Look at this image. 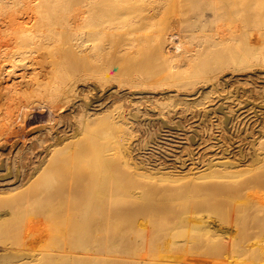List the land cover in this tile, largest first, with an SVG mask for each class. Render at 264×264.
<instances>
[{"label": "bare ground", "instance_id": "bare-ground-1", "mask_svg": "<svg viewBox=\"0 0 264 264\" xmlns=\"http://www.w3.org/2000/svg\"><path fill=\"white\" fill-rule=\"evenodd\" d=\"M175 1L178 7L192 9L182 10L165 31L157 29L161 11ZM183 23H187L188 29L203 27L210 33L188 39ZM120 61H125V68L133 66V72L127 73L132 77L129 79L132 87L113 89L111 84L107 89L103 81L110 80V75L104 73ZM194 65L200 67L195 71L199 73L186 71V77L204 75L203 78L194 82L193 92L186 89L188 93L181 100L171 99L170 96L178 97L176 91L172 94L171 87L161 89L163 84L167 82L182 90L186 83L181 69ZM229 72L232 76L227 75ZM4 77L12 81L10 86L3 84ZM92 77L100 82L91 83L92 88L99 91L105 87L113 103L101 102V92L94 98L77 99L80 80ZM259 79L264 81V0H0V106L10 108L14 103L18 109L16 118L11 111L0 114V201L8 199L6 207L11 206L2 210L5 204L1 201L0 225L9 222L6 238L13 231V237L19 240L14 243L8 238L14 243L10 245L3 240L6 245L0 246V264H39L43 260L45 264L54 260L60 264H99L100 261L102 264H264V259L247 262L244 258L253 248H264L261 229L264 196L248 190L251 187L258 194H264V190H257L259 181L264 184V179L258 172L248 180L241 178L247 172L264 168L261 165L264 163V89H260L263 94L258 90L261 96L256 100L245 96L250 92L252 95L261 86L254 84ZM221 83L227 89L231 86L228 94L221 88L223 93H220L217 87ZM157 86H161L159 90H155ZM208 87L213 93L208 92ZM214 89L218 93L213 96ZM158 93L171 100H159ZM203 94L207 96L206 101L204 97L199 100ZM125 97L129 101L126 103L134 106L131 105V111L128 109L130 115L120 109L124 104L119 100ZM117 100L123 105L116 106ZM146 101L153 104L147 107V114L156 110L159 115L173 113L183 108L180 112L187 110V114L199 121L194 123L196 128L191 126L193 133H181L184 137L179 136L181 140L178 137L180 144L172 152L162 143L165 152L174 155L171 156L174 162H158L162 160L158 154L154 156L159 160L151 158V154L141 152V142L131 140L134 138L131 122L155 129L154 118L146 113V118L141 117L144 111L141 103H149ZM202 106L207 108L204 113ZM32 107L43 109L37 116L44 120L38 125L32 124L27 135L24 128L6 133L18 124V119L24 120V124L33 121ZM27 118L30 119L27 121ZM206 120L211 124L210 129L224 123V129L229 132L224 136L229 140L224 138L222 127L208 138L200 136L199 127ZM90 122L93 128L100 124L98 129L102 128L103 133H93L97 128L92 130ZM164 122L162 128L168 125ZM170 124L174 125L172 121ZM87 127L91 130H86ZM151 131L148 130L150 134ZM82 132L91 136L86 138ZM24 135L25 139L19 140ZM188 140L191 142L187 147ZM136 149L141 150L135 153ZM5 150L8 151L5 153ZM81 155L93 161L85 162L86 157L83 161ZM74 160L77 168L73 166ZM80 161L84 165L90 162L89 166L87 163L84 168ZM67 164L71 172H85L81 171L80 175L78 171L79 176L74 172L71 176L65 168ZM63 167L71 176L66 177L67 182L62 175ZM57 171L65 183L58 178L56 181L57 175L52 172ZM48 173L55 176L54 180ZM127 175L132 177L125 178ZM135 176L153 182L167 180L179 186L171 193L159 190L158 197L155 186L139 190ZM38 178L43 180L42 184L37 183ZM60 181L64 184H59ZM25 188L35 193L30 192L33 197L23 191ZM194 188L196 192L203 189L214 194L202 192L200 195L208 194L210 198L203 200L205 196H201L203 201L199 198L194 203L195 199L191 205L186 201L185 207L180 205L179 210L172 211V204H177L174 200L184 198ZM19 190L23 196H19ZM24 193L28 196L26 200ZM15 194L21 198L18 200ZM123 197L131 198L130 202L121 203ZM22 213L26 214L25 218ZM169 213L173 214L172 220L163 226L162 220ZM30 215L32 222L41 226L37 231L40 236L34 232L25 242L26 230L31 229L26 216ZM14 216V223L10 225L9 220ZM52 234L55 243L48 241L51 244L46 249L40 242ZM187 247L194 249L189 254H181ZM100 254L103 257L97 262L95 259Z\"/></svg>", "mask_w": 264, "mask_h": 264}, {"label": "rangeland", "instance_id": "rangeland-1", "mask_svg": "<svg viewBox=\"0 0 264 264\" xmlns=\"http://www.w3.org/2000/svg\"><path fill=\"white\" fill-rule=\"evenodd\" d=\"M178 4L179 3H177L176 1L175 2H173V4H171V5H169L168 6V8L165 10H162L161 11V13H160V15H159V20L157 21V25H156V28L157 29H159V28H161L162 30H164L165 28H168L169 27V23H170V25H172V23L174 22V20L176 19V18H178L179 16H180V14L182 13V10H183V12H185L186 10L188 11V10H191L192 8H185V7H178ZM184 15H186L185 13H184ZM183 25H184V28L186 29L185 30V34H186V38H188V39H193L194 38V36L195 35H199V36H201V35H203V34H208V33H210V30L209 29H203V27H194V29H188L187 28V23L185 24V23H183ZM168 26V27H167ZM165 31V30H164ZM121 62V61H120ZM124 62L125 61H123V62H121V63H114L113 64V67H111V69L110 70H107V67H104V70H107V71H110V72H106L105 71V75H110L109 77H110V80H108V81H106V80H104L103 81V83H106L107 85L105 86V87H107V89L110 87V86H112L111 84H113L114 85V88L113 89H129L130 87H132V82L131 81H129V79L130 78H132L131 76H129V75H127V73L128 72H133V66H127L126 68H125V64H124ZM127 62V61H126ZM127 64V63H126ZM187 66H185L184 67V69H181V70H184V71H181V75L183 76L182 78H183V81L186 83L185 84V86L183 87V88H185V90L182 88V90L179 88V87H177V86H169L168 85V83L166 82L165 84H163L164 85V87H161V86H157V88L155 89V88H153V89H155V90H159L160 88L159 87H161V89H166L167 87L168 88H170V89H174L172 92H170V93H166L167 94V96H168V94H174V92H175V94L176 95H178V97H173V96H170L171 97V99H177L178 100V98H179V100H181L182 98H184L183 96H185L184 94L185 93H188L187 91L189 90V92H190V90H191V92H193L192 91V87H193V84H194V82H196L197 80H200V79H202L203 78V76L204 75H202V76H194V77H186V74H187V72L186 71H191V72H193V73H199V72H195L197 69H199L200 67L199 66H197V65H194V66H192V67H190V68H186ZM186 68V69H185ZM124 71H126V73H124ZM230 73H232V72H229V73H227V75H229V76H232V74H230ZM237 75H239V74H237ZM237 75H235V78L237 77ZM228 77V76H227ZM4 79V82H3V84L4 85H6L5 83H9V86L11 85V83H12V81L10 80V79H5V77L3 78ZM19 79H21V78H17L16 80H19ZM191 80H194V81H191ZM165 81V80H164ZM259 81V82H258ZM80 84V86H79V89L77 90V93L79 94V96H78V98L77 99H81L82 98V96H83V98L85 97L86 99H90V97L91 98H94L95 96H96V94L98 93V92H101V93H103V94H101L100 93V95H101V98H99V99H101V100H99V101H101V102H104V101H106V102H104L105 104H111V103H113V100H112V102H110L111 101V99L112 98H109L108 97V93L109 92H107L108 90L105 88V87H101V90H99V91H97L98 89H96V88H92V86H94V85H92L91 83H100V82H98L94 77H92V78H88V79H86V80H84V79H82V80H80V82H79ZM153 83H154V85H156V82L153 80ZM251 84H252V82H250ZM250 83H248V84H246V86H250ZM256 83H258V85H261L258 89H256L255 88V91H253L252 92V95H250L251 94V92L248 94V95H245V96H253V99H257L258 98V96H261V94L260 93H262V92H264V81L263 80H255V82H254V84H256ZM260 83V84H259ZM84 84H88L87 85V87H85V85ZM254 84H253V86H254ZM110 85V86H109ZM223 85H224V88H222L223 87ZM223 85H222V83H221V85L219 86V87H217L218 89H222V91H224L223 89H225L226 91H224V93L226 94V92H227V90H228V92H229V90L231 89V86H229V84H227V86H229L228 87V89H227V87H225L226 86V84H224L223 83ZM222 86V87H221ZM124 87V88H123ZM143 87H146V86H143ZM149 87H152V86H149ZM148 86L146 87V88H149ZM175 87V88H174ZM212 87V86H211ZM211 87H208L207 88V90H208V92L209 91H212V93H213V90H211L210 88ZM251 87H252V85H251ZM261 87H263V91L262 90H260L261 89ZM167 88V89H168ZM177 88H179V89H177ZM89 89H92V90H89ZM106 89V90H105ZM186 89H188V90H186ZM213 89V88H212ZM221 89L219 90L220 91V93H223V92H221ZM233 89V88H232ZM178 90V91H177ZM258 90H259V94H258ZM4 91V90H3ZM104 91V92H103ZM105 91H106V93H105ZM180 91H183V92H180ZM184 91H186V92H184ZM216 91V92H215ZM218 90H216V89H214V94H212L213 96L214 95H216V93H218L217 92ZM262 91V92H261ZM178 92H179V94H178ZM190 92V93H191ZM228 92H227V94H228ZM180 93H181V95H180ZM210 94H211V92H209ZM258 95H257V94ZM107 94V95H106ZM158 94H161V95H158ZM158 94H156V97H158V96H160V97H158V98H161V99H159V100H161V101H163L162 99H164V101H166L165 99H168L169 97H163L162 96V94L163 93H158ZM166 94H164V95H166ZM183 94V95H182ZM207 96H208V93H205ZM210 94H209V96H210ZM254 94V95H253ZM263 94V93H262ZM80 95H81V97H80ZM95 95V96H94ZM104 95V96H103ZM206 95H202L200 98H199V100H202L203 98L202 97H204L205 99H203V101H206L207 100V96ZM211 95V96H212ZM94 96V97H93ZM106 96V97H105ZM187 96V95H186ZM190 96V95H189ZM188 96V97H189ZM255 96H256V98H255ZM114 97H116V96H114ZM118 97V96H117ZM180 97H182V98H180ZM188 97H186V98H188ZM250 97V98H251ZM106 98V99H105ZM110 100H109V99ZM190 98V97H189ZM202 98V99H201ZM109 101H108V100ZM115 99V98H114ZM170 99V100H171ZM252 99V98H251ZM104 100V101H103ZM119 100V99H118ZM117 100V101H118ZM127 98L125 97V100H124V98L123 99H121V100H119V101H123L122 103L124 104V106H122L123 104L121 103V102H116V106H122V108H120L121 110L123 109V110H127L126 112H128V114L130 113L129 111H128V109L131 111L132 109H133V105L131 104V103H126L127 101ZM169 100V99H168ZM169 100V101H170ZM198 100V101H199ZM98 101V102H99ZM108 101V102H107ZM125 101V102H124ZM227 101V103L229 102V105H230V100H226ZM98 102H96V103H98ZM129 102V101H128ZM146 102H149V101H146ZM122 104V105H119V104ZM145 103V102H144ZM141 103L142 105V107H143V109H142V115H141V117H145L146 118V114H147V111H149L148 109H147V107L149 106V105H153L152 103ZM165 103V102H164ZM104 104V105H105ZM126 104H129L128 106L126 105ZM144 104V105H143ZM148 104V105H147ZM232 104V103H231ZM131 105L133 106L132 108H131ZM146 105V106H145ZM201 105H203V104H200L199 106H201ZM233 105V104H232ZM232 105H231V107H232ZM109 106V105H108ZM126 106H127V108H126ZM130 106V107H129ZM104 107V106H103ZM102 107V108H103ZM202 107H204V108H202L201 109V111L204 113L205 111L204 110H206L205 109V107L206 106H202ZM208 107V106H207ZM3 108H5V109H3ZM33 108V110H32V114H35L34 115V117H33V121L31 120L28 124L26 123V124H24L23 122H24V120H21V119H18L17 120V122H18V124H16V125H14V126H12L11 127V129L10 130H7L6 131V133L9 131H16V130H21L22 131V128H24V131H25V135H27L28 133H29V130L30 129H28L30 126H33L32 124H34V125H38L39 124V122H42L44 119L43 118H40V116H39V118H38V114L40 115V113H42L41 111L43 110L41 107H38V108H35L34 109V107H32ZM106 108V107H105ZM104 108V109H105ZM191 108H192V106H191ZM229 108H230V106H229ZM147 109V110H146ZM180 108H178V110H176V111H178V112H174V111H172L173 113H169V112H165V113H162V114H164V116L168 113V115L167 116H169V118H168V120H167V116L166 117H164L162 114H160L159 115V113H158V110H156V111H154V112H156V113H154L153 111H152V113L150 112L149 114H151V116L149 115V114H147L148 115V117H152V118H154L155 120H153L155 123H153V125L155 126V129L153 128V126H151L150 127V129L149 128H147V127H143V125H139V123L137 122V121H135V122H131V125H134L132 128L133 129H131V131L133 132L132 134H133V139H131V140H137L136 142H141L140 143V145H141V149H142V153H145L146 152V155H150L151 154V158H154L155 156H157L156 154H158V157L160 156V158H162V160L160 159V158H157V157H155L156 159H160L158 162H162L163 160H165L164 162H174L175 160H173L174 158H172L174 155H169L167 152H165V149H166V147H167V151H169V150H171L170 152H172L173 150H175L174 148H175V146L176 145H179L180 143V140H181V138L179 137V136H181V133H188V134H191V133H193V127H195L196 128V124H194V123H196V122H198L199 123V121H197V120H194L193 118L194 117H192V114H187L188 112H187V110H186V113H185V111H183V112H180L182 109H180ZM226 109H228V108H226ZM115 110V109H114ZM6 111H11V113L12 114H16V116L14 117V118H16L17 117V114H18V109H17V107L15 106V104L14 103H12V106L10 107V108H7V106L6 105H1L0 106V114H4V112H6ZM116 111V110H115ZM146 113V114H145ZM177 113V114H176ZM154 114V115H153ZM172 114V115H171ZM182 114H184L183 115V117H181L182 116ZM186 114V115H185ZM130 115V114H129ZM145 115V116H144ZM156 115V116H155ZM158 115H159V117H158ZM170 115H171V117H170ZM176 115V116H175ZM156 118H155V117ZM161 116V117H160ZM190 116V117H189ZM203 116V115H202ZM174 117V118H173ZM176 117V118H175ZM186 118V119H190V121L188 122V120H186V119H183V118ZM158 118V119H157ZM162 118V119H161ZM163 118H165V119H163ZM179 118V119H178ZM180 118H182V120L180 119ZM22 119H24V118H22ZM30 118H27L26 120L28 121ZM74 119V118H73ZM130 119L132 120V117L130 116ZM129 119V120H130ZM159 119H161L163 122H164V120L166 121V122H164V124L166 123V124H168V125H165V126H163V128H162V125H163V122H162V125H161V120H159ZM177 119V120H176ZM191 119H193V120H191ZM195 119H197L196 117H195ZM94 120V119H93ZM93 120H91V122L93 121ZM175 120H176V122H175ZM180 122H179V121ZM186 120V121H185ZM209 121H212V119H208ZM22 121V122H21ZM27 121H25V122H27ZM96 121H98V123H100L99 122V120H95V122ZM171 121H172V123L174 124V125H172V124H170L171 123ZM174 121V122H173ZM177 121L179 122V123H181V124H175V123H177ZM184 123V122H187V123H182V122ZM196 121V122H195ZM209 121H207L206 120V122L204 123L203 122V126H201L200 125V130H199V132H200V136L202 135L203 137H210V136H212V133L214 134V132H219V129H222V130H224V131H222L223 132V136L225 135V134H227V133H229L228 132V130H226V129H224V127H223V124H219V127L218 126H216L215 125V127H213L214 129L217 127V130L215 131L213 128L212 129H210L211 127V124H210V122ZM91 122H90V124H91ZM94 122V121H93ZM92 122V123H93ZM138 123V126H137V123ZM159 122H160V125H159ZM192 122V123H191ZM208 122V123H207ZM22 123V125H20ZM90 124H89V126H90ZM94 124V123H93ZM93 124H91L92 125V130H94L95 129V127L93 128ZM184 126H183V125ZM190 124V125H189ZM192 124V125H191ZM207 124H208V126H209V124H210V126H209V129H207L208 128V126H207ZM95 125H97V129H95L94 131H93V133H97L96 131H100V132H102L101 130H102V128H101V130L100 129H98V127H100V124H99V126H98V124H95ZM136 125V126H135ZM159 125V126H158ZM171 125V126H170ZM180 125V126H179ZM182 125V126H181ZM187 125V126H186ZM222 125V126H221ZM19 126V127H18ZM145 126V125H144ZM156 126H158V127H156ZM167 126V127H166ZM185 126H186V128H185ZM191 126H193V127H191ZM204 126H206V127H204ZM15 127V128H14ZM21 127V128H20ZM138 127H139V129H138ZM159 127H161L160 129H158ZM170 127V128H169ZM174 127H176V128H174ZM179 127V128H178ZM181 127H183L184 129H182ZM201 127H203L202 129H201ZM222 127V128H221ZM13 128H14V130H13ZM135 128H137V129H135ZM146 128V129H145ZM152 128V129H151ZM157 128V129H156ZM168 128V129H167ZM181 128V129H180ZM190 128H192V129H190ZM198 128V129H199ZM87 129H89V130H91L90 128H86V130ZM134 129H135V131L137 130V134L136 133H134L135 131H134ZM145 129V130H144ZM166 129V130H165ZM171 129V130H170ZM174 129V130H173ZM176 129V130H175ZM18 130V131H19ZM140 132H139V131ZM143 130H144V133L145 134H143ZM148 130L149 131H151V133L152 134H150V132H148ZM162 130V131H161ZM180 132H179V131ZM201 130H203V132L201 133ZM206 130H207V132H206ZM208 130H209V132H208ZM211 130V131H210ZM212 130H213V132H212ZM226 130V131H225ZM253 130H254V127H253ZM147 131V132H146ZM154 131H157V133H155L154 134ZM165 131H170V132H172V134L170 133H167V132H165ZM182 131V132H181ZM184 131V132H183ZM17 132V131H16ZM85 132V131H84ZM84 132H82V136L83 135H85L86 136V138L89 136H91V135H89L88 134V136L86 135L87 134V132H85L86 134H84ZM89 133H90V131H88ZM139 132V133H138ZM142 132V133H141ZM162 132V133H161ZM176 133V134H173V133ZM227 132V133H226ZM103 133V132H102ZM102 133H100V134H102ZM147 133V134H146ZM163 133H164V135H169V137H168V135H167V138H165L166 136H164L163 135ZM180 133V134H179ZM205 133H207V134H205ZM210 133V134H209ZM92 134V133H91ZM141 134V135H140ZM148 134H149V136H148ZM154 134V136H155V139L153 140V139H151V136ZM158 134H159V137H158V139H157V137L156 136H158ZM22 136L19 140H23V139H25V137L26 136ZM81 135H79V136H81ZM137 137H135V136ZM140 137H138V136ZM142 135H143V137H142ZM164 136V138H163V136ZM176 135V136H175ZM178 135V136H177ZM207 135V136H206ZM29 136H31V135H29ZM78 136V137H79ZM93 136V135H92ZM148 136V137H147ZM162 136V137H161ZM173 137H175V138H172ZM178 137H179V139H178ZM181 137H184V134H182V136ZM144 138H146V140L144 139ZM149 138V139H148ZM163 138V140H161ZM168 138H169V142H167L168 141ZM179 140H177V139ZM224 138H227V135L226 136H224ZM15 139V138H14ZM141 139V140H140ZM166 139V140H165ZM172 139V140H171ZM177 140V142H178V144H177V142H173V141H176ZM182 139H185V138H182ZM228 139V138H227ZM142 140H143V142H142ZM160 140V141H159ZM191 140V139H190ZM201 140V139H200ZM229 140V139H228ZM183 141V140H182ZM210 141V140H209ZM212 141V140H211ZM135 142V143H136ZM145 142V143H144ZM146 142H151V143H149V145H148V143L146 144ZM158 142V143H157ZM166 143V145L164 146V144H162V143ZM190 142L191 141H189L188 140V142L186 143V145H187V147L190 145ZM10 143V142H9ZM144 143V144H143ZM155 143H156V145H155ZM161 143V144H160ZM176 143V144H175ZM145 144L148 146H145ZM152 144V145H151ZM160 145V147L158 146V145ZM169 144V145H168ZM171 144H173V145H171ZM145 147H144V146ZM143 146V147H142ZM151 148H150V147ZM161 146H164L165 147V149H164V147L162 148ZM168 146H170V148L168 147ZM173 146V147H172ZM172 147V148H171ZM190 147H192V146H190ZM145 148V149H144ZM157 148H158V150H157ZM8 150H9V148H7ZM70 149H72V148H70ZM69 149V150H70ZM141 149H136L135 150V153H137V152H139ZM147 149V150H146ZM150 151H149V150ZM156 149V150H155ZM160 149H161V151H160ZM178 149V148H177ZM8 150H5V153H6V151H8ZM73 150V149H72ZM151 150H153V151H151ZM71 151V150H70ZM156 151V152H155ZM163 151V152H162ZM148 152V153H147ZM151 152H154V154L153 153H151ZM158 152V153H157ZM88 153V152H87ZM86 153V156L89 154H87ZM164 154V155H162V154ZM167 153V154H166ZM160 154V155H159ZM6 155V154H5ZM93 154L91 153L90 154V156H92ZM135 155V154H134ZM155 155V156H154ZM162 155V156H161ZM166 155V156H165ZM168 155V156H167ZM3 156V155H2ZM85 156V155H84ZM83 156V157H84ZM85 156V157H86ZM153 156V157H152ZM172 156V157H171ZM81 157H82V155H81ZM82 157V158H83ZM165 157H168V158H166L165 159ZM171 157V158H170ZM207 157V156H206ZM5 158V157H4ZM82 158H81V160H82ZM80 159V158H79ZM79 159L77 160V163H78V161H79ZM91 159H94V157L92 156V158ZM169 161H168V160ZM87 160H89L90 161V157H88V159H87V157H86V160H85V162L87 161ZM167 160V161H166ZM172 160V161H171ZM75 161V160H74ZM83 161H84V158H83ZM91 161H93V160H91ZM90 161V162H91ZM85 162H81L80 161V163H81V165H82V163H83V166H84V168H85V166L87 165V163H86V165H84V163ZM89 162V163H90ZM0 163H1V160H0ZM77 163H76V161H75V165H73V166H75V168H77L78 166H77ZM89 163H88V166H89ZM264 165V163H262L261 162V165ZM69 164H67L66 165V167L65 168H67L66 170H68L69 171V166H68ZM81 165H79L80 167H82ZM262 165V166H263ZM68 166V167H67ZM72 166V165H71ZM61 167V166H60ZM59 167V168H60ZM62 168V167H61ZM64 167H63V169H62V171L65 169ZM71 168V167H70ZM83 167L81 168V169H84ZM87 168V167H86ZM58 169V168H57ZM73 169V168H72ZM71 169V170H72ZM56 170V169H55ZM54 170V171H55ZM59 170V169H58ZM74 170V169H73ZM7 170H5V172H6ZM61 170H60V172H62ZM79 171V172H78ZM78 171H76L75 172V170L74 171H69V173H71V174H69V175H73L74 174V172H75V174H77V172L80 174V175H82L84 172H85V170H78ZM1 172H3V171H1ZM67 172V171H66ZM65 171H63L62 172V175H64V177H65V181H66V179L68 178V179H70V177L68 176V173H66ZM256 172H258V174H261L260 175V178H263L264 179V168L262 167L261 169H257L256 171H251V172H247V173H245L244 175H242L241 176V178H243V179H245V180H248V179H250L252 176H254L255 175V173ZM4 173V172H3ZM52 173H56V175H57V173H59V171H57V172H52ZM64 173V174H63ZM65 173L67 174V176L65 175ZM73 173V174H72ZM82 173V174H81ZM1 174V173H0ZM51 173H48V177H49V175H50ZM74 174V175H75ZM79 174H77L76 176H79ZM55 175V174H54ZM60 176H62L61 175V173L59 174ZM73 175V176H74ZM44 177H47V175L46 176H44ZM44 177H41V178H43L44 179ZM53 177V175L51 174V178ZM64 177H63V179H64ZM67 177V178H66ZM127 177H132V175H127L125 178H127ZM134 177V176H133ZM50 178V179H51ZM54 178H55V176L51 179V180H54ZM61 179V181L63 182L64 180H62V178L61 177H58V175H57V177H56V181H58V179ZM39 179V178H38ZM38 179H36V180H38ZM46 179V178H45ZM67 179V180H68ZM135 183H136V185H138L140 188H139V190L140 189H144V188H147V187H153V186H155L156 187V189L154 190V192H157V195H158V197L160 196V193H161V191H159V190H162V192H165V191H168L167 193H171V192H173V191H176L177 190V183H174V182H169V181H167V180H157V182H153V181H150V179H148V178H143V177H138L137 178V176H135ZM41 180V181H40ZM47 180V179H46ZM49 180V179H48ZM199 180V179H198ZM43 180L42 179H39V181H37V183H39L40 182V184H42L43 182H42ZM60 181V183L59 184H61L62 182ZM65 181H64V183H65ZM35 182V181H34ZM67 182V181H66ZM260 182V186H259V188L257 189V190H260V191H263L264 190V184H263V182L260 180L259 181ZM37 183H35V185L37 184ZM57 183V182H56ZM64 183H62V185L64 184ZM33 185H34V183H32ZM40 184H37V186H39ZM27 186V185H26ZM32 187V185H28L27 186V188L28 187ZM179 186V185H178ZM25 187V186H24ZM24 187H22L21 189H23ZM34 187V186H33ZM32 187V188H33ZM40 187V186H39ZM38 187V188H39ZM35 188H36V186H35ZM196 188V187H195ZM195 188H194V191H192L190 194H186L185 195V197L184 198H182V199H176V200H174V203L177 201V204L175 203V204H172V207H171V210L172 211H177V210H179V207H181V206H183V207H185L184 206V202H186V201H188L189 202V204L192 202V201H194L195 199L197 200V201H194V203L195 202H198V201H200V199L202 198V197H204L203 195H200V193L202 194V190H201V192H199L200 190L199 189H197V191L198 192H196L195 191ZM198 188V187H197ZM200 188V187H199ZM30 189V188H29ZM35 190H37V188L35 189ZM248 190L249 191H251L252 193L253 192H255V194L256 195H263L264 196V194H258L257 192H256V190L255 189H253V188H251V187H249L248 188ZM25 193H28L27 195H29L30 194V192H32L33 193V191L32 190H30V192H29V190H28V192L26 191V188H25V190H23ZM35 192V191H34ZM205 193L207 192L208 194H210L209 192H212V191H204ZM203 192V193H204ZM21 193H22V190H21ZM25 193H24V195H25ZM32 193L30 194V195H32ZM204 193V194H205ZM18 194H20V190L18 191ZM35 193H33V195H34ZM208 194H206V196H205V199L203 198V200H206V198L208 197ZM214 194V193H213ZM213 194H210V195H213ZM16 195V194H15ZM22 194H20L19 196H21ZM33 195H32V197H33ZM2 196H5V195H2ZM17 196V195H16ZM15 196V197H16ZM23 196V195H22ZM161 196H163V195H161ZM202 196V197H201ZM25 197H28V196H24L23 197V199L25 198ZM201 197V198H200ZM14 198V197H13ZM16 198H18V200L21 198V197H16ZM29 198H30V196H29ZM200 198V199H199ZM208 198H210V197H208ZM207 198V199H208ZM23 199H21V200H23ZM27 198H25L24 200H26ZM120 199V198H119ZM199 199V200H198ZM8 199H6L5 200V198L3 199V203L2 204H5V207H3L2 206V204H0L2 207V210H5L7 207L9 208V206H7L6 207V203H5V201H7ZM17 200V199H16ZM130 200H131V198H129V197H123V198H121V200H120V202L121 203H127L128 204V202H130ZM202 200V199H201ZM202 200V201H203ZM1 201H0V203H1ZM9 201V200H8ZM119 202V203H120ZM8 203H11V202H8ZM8 203H7V205H8ZM133 203V202H132ZM182 203H183V205H182ZM11 205H13V202L11 203ZM121 205V204H120ZM181 205V206H180ZM187 205V204H186ZM191 205V204H190ZM188 206V205H187ZM1 208H0V210H1ZM7 208V209H8ZM10 208H11V206H10ZM9 208V209H10ZM18 208L19 207H16V209H15V211L17 210L18 211ZM30 210H32V208H30ZM29 210V211H30ZM33 211V210H32ZM24 212V211H23ZM19 213H21V211H19V212H17V214H16V212H15V214L18 216L19 215ZM29 213V212H28ZM33 213V212H32ZM32 213H29V214H31L32 215ZM23 215H24V213H22ZM22 214H21V216H22ZM170 215H168L169 217L168 218H165L164 220H162V225L163 226H167L168 225V223L170 222V220H172V217H173V214L171 215V213H169ZM26 215V214H25ZM25 215L23 216V218H25ZM31 215H30V217H27L26 216V218H27V224H28V226L31 228V229H27L26 230V234H25V242H26V239L28 238H31V235L35 232V235H38L37 237H39L40 236V233H38L37 231H40L41 229V226H38L36 223H34V222H32V219H31ZM29 216V215H28ZM171 216V217H170ZM29 218H30V220H29ZM15 220V216H14V218L12 217L11 218V220L13 221V222H11V220H9L10 221V225H12L13 223H14V220ZM16 219H19V218H16ZM15 222H17V221H15ZM25 222H26V220L23 222L24 224H25ZM1 223V222H0ZM22 223V224H23ZM18 224V223H17ZM9 222L8 223H6V224H3V226L2 225H0V246L1 247H4L3 246V244H5V242H6V244H8V245H10L9 243H11V242H14V240L15 241H17V243L19 242V240L17 239V238H14L13 236H14V232L12 231L11 232V234L9 233V231H8V233L9 234H7V238H6V233L5 232H7V230H9ZM261 229L262 230H264V224H263V226H261ZM43 235V234H42ZM30 236V237H29ZM34 236V235H33ZM53 236H55V235H53L52 234V236H50L47 240H42V242H40V243H42V245H43V247H45L46 249H48V247H47V245H49V244H51V242L49 243L48 241H52V242H54L55 243V237H53ZM11 237V239H10V241L11 242H9V240H8V238H10ZM14 239H13V238ZM16 237V236H15ZM54 238L53 240L51 239V238ZM44 238H45V236H44ZM43 238V239H44ZM27 239V240H28ZM50 239V240H49ZM3 240H6L5 242H3ZM8 240V241H7ZM3 243V244H2ZM14 243H16V242H14ZM14 243H11V244H14ZM39 243V244H40ZM5 244V245H6ZM0 247V248H1ZM192 249H194L193 247H187V248H183L182 250H181V254H183V255H186V254H189V253H191V251H192ZM100 256H102L103 257V255H99L97 258H99ZM244 258L246 259V261L247 262H250V261H252V260H256L257 258H259V259H264V248H262V247H258V248H253L251 251H250V253H248V254H246L245 256H244ZM100 259H102L101 257L99 258V259H95L97 262L98 261H100ZM45 260H43V261H41L39 264H45V262H44ZM52 261V260H51ZM59 261V260H58ZM264 261V260H263ZM53 262H54V264H55V262H57V260H54V261H52L51 263H49V264H53ZM100 262H102V261H100ZM99 262V264H102V263H100ZM61 263V262H60ZM59 262H57V264H60ZM81 264H82V262H81ZM92 264V263H91ZM93 264H94V262H93ZM97 264V263H96Z\"/></svg>", "mask_w": 264, "mask_h": 264}]
</instances>
